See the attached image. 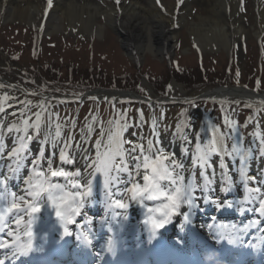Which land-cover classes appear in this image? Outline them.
<instances>
[{
  "label": "rangeland",
  "instance_id": "374dc122",
  "mask_svg": "<svg viewBox=\"0 0 264 264\" xmlns=\"http://www.w3.org/2000/svg\"><path fill=\"white\" fill-rule=\"evenodd\" d=\"M63 1L65 2V5L69 4V2L71 1L73 2V4L78 2V0ZM162 1L166 5L165 7H170V5L173 4L172 0ZM110 2L112 3V0H91L90 4H93L94 7L100 4L103 5L104 8H108L110 6H108L107 4H109ZM199 5L198 2H196L195 4L192 3L191 6H186L185 9L182 10L184 22L182 23V25L180 24L179 26L171 30L173 39H175L173 40V43H170L171 48H169V52L167 54L165 53L162 57L163 62H161V59L159 60L153 54L150 55L148 53L138 59L129 57V55L126 53L127 49L125 47L123 48L121 45L120 35H122V32L119 26L105 21V17L99 14L96 15L97 19L93 18L90 20V24H87V27L82 28L77 23H72L73 25L71 28L67 27L64 29H59L48 34L42 33L39 28L32 24L20 21L11 22L8 21V19L0 20V27H4V30L8 34L10 30H21V38L19 40L15 38V41L18 40V42L20 43L13 44V47L15 49L20 50L21 43H26V46L23 47L24 54L21 56L19 62H15L11 57L10 58L12 59V61L9 60L6 56V52L9 51L7 49V46H9L8 42L10 41V39H8V42H6L7 40L4 37H1L2 39L0 40V96H2L4 92H8L7 98L11 99L10 103L6 105V111L3 114H0V127L3 131L2 137L5 138L6 144L8 146L13 145V141L19 140L22 136L27 137V140L30 143V150L27 155L24 156L25 170H29L31 174V172H34L36 169L34 167V164H38L39 160H41V167L43 168L44 172H50L52 167H54L55 169L56 162L58 159H60L62 152L64 153L67 160H72V158L74 159L75 157H81L82 160V158H85V156L87 155L80 167V171L85 174V180H87L92 173L94 175V173L96 172V166L93 162L98 160L99 154H105L101 158L108 159L109 161H112V156L115 155V160L112 162L114 164H120V170L117 171L115 167H113L111 173L107 175V182L104 170L99 174L100 178L104 180L103 187H106L107 184H111L110 178L112 176H115L116 174H118V177H121L122 180L120 182H124L128 179H133V172H136V166L133 163L135 162V160H133L132 157H141L140 152L141 148H143L141 147L142 143L144 144L145 150L146 147L152 145L155 151L159 149V147H161V149H167L169 145L174 143L176 145L175 147L179 149L186 146L188 150L187 152L190 154L188 158L190 160V165L186 170H184V177H186V182L190 183V181H193L195 180V178L200 177L201 174H204L205 170H208V166L220 168V165L226 163V169L229 168L231 173H228L229 179L224 181L225 183L223 185V188L225 189L227 187L226 183L232 184L234 181H236L237 183V176L240 173L238 170V162L235 163V159L233 158L229 159V161H227L226 158L223 160L224 157L222 158L220 154L208 153L203 146L205 142L199 139V136L196 137L197 126L195 125L188 129L183 137L176 134L167 135L165 139L167 140L168 146H162L161 144L158 148H156L151 137L153 130L151 128H148L149 117L146 116L144 125L142 126V131L140 127H137V123H135L136 121H138V117H136V115L133 113H129L126 121L127 123L124 126L130 127V133L125 134V137L129 140L128 142L130 143L127 142L124 145L123 139H119L118 137L119 140L117 141L120 142L121 148L119 154H115L114 152L109 151V149L106 147L104 153L103 148L106 139L105 134H103L104 136L102 135V138H100L98 142L99 147L97 144V148H94L96 150V154L92 155V153L89 154L87 150H85L87 144L86 139H88L89 135V129L85 130V134H81L83 137L80 144L76 139L74 142L70 143L69 139L65 137L64 132H67V127L70 123V121L68 120L69 116H71L68 107L60 106L58 108V110H60V113L57 114L56 119L53 118L55 120V123L54 121L49 122L43 119V113H39V109L42 108V101L39 98L34 99L29 95L22 94V92H26L28 94L53 93V95H61L62 92H70L68 91L70 89L64 88V86L70 88L71 86L75 85V87H77L78 89L81 88L82 85H84L82 83H85L84 81L86 78H88V76L95 78L98 75H104V80L96 79L99 81L96 82L100 84H102V82L109 83V78L111 77L115 79L116 77L129 78L128 73L131 74V72H134V74L132 75H135V72H137L134 60H136V63L140 65L138 69H140V74L142 77H144V74L146 73L150 74L157 72L158 75L164 74L165 77L170 78L172 74L170 69L165 67V60L170 58L171 61L174 59L173 61L178 60L183 63L182 60L184 59L183 61L186 64H183L187 66L196 64L195 54L201 55L203 61L202 66L205 67L206 65L207 68H209L211 71L209 73H212L214 75L226 76L227 69L231 66L228 79H231L232 74H235L234 76L236 85H244V83H248V81H250L252 76H259L260 82L262 83L261 86H263L264 33L262 35L256 36L255 34L256 32H258V30H253V27H257L256 11L253 6L252 0H240L235 8L237 10L236 15L239 19H241L240 21L245 24V28L248 31V34L242 33L241 36L237 35L236 41L235 43H233V46L231 48H229L227 45H220V47L212 48L196 47V42H193L191 40V35L188 30L189 28L196 26L200 20H205L207 17L205 8ZM100 8L101 6H97V9ZM95 19L97 24L102 26L100 36H96L93 33L89 32L91 23H93ZM41 38L44 40L50 38L51 40H53V43L57 42L59 46L65 47V49H69L67 54L64 55V60L58 59L56 57L50 58L48 51L45 50L43 54L44 58L39 57V59H44L46 63L39 64L38 61L35 60V58L38 57V51L40 47L39 41L41 40ZM213 41H216V44L220 43L218 42V38H213ZM213 43L215 44V42ZM10 54L11 51L9 52V55ZM125 55L128 56L129 59H127ZM261 56H263L262 61H260ZM60 61H62L61 67L59 65ZM57 62L59 63L56 64ZM52 65L56 66L57 68L53 67ZM44 66L46 68H44ZM99 67H101L102 69H99L98 71ZM60 68H62V70H60ZM72 68L73 70L76 68L80 69V71L76 70V72H81L78 75L79 78L85 77L83 82H81L82 80L80 81L78 77L71 75L73 74V72H71ZM232 68L235 69V73L232 72ZM142 71H145L146 73H141ZM66 72L68 75H71V77L65 74ZM118 72H124L125 75L118 76L113 74ZM49 73L55 74L46 75ZM142 80L145 82V84L143 83V86L141 87L144 91L148 92V90L151 89L148 86V83H150L148 82L149 79L142 78ZM3 81L8 82L10 86L5 85ZM64 81L68 82L65 83ZM88 83H91V81H88ZM154 85H156V83ZM11 86H14V88H11ZM101 86L106 87L105 85ZM16 88H18V91L16 90ZM258 88H260V86ZM26 98H29L28 101H33L30 102L29 105L26 102L25 104L27 105V107H25L26 105L22 103L26 100ZM247 104L251 107L258 106L251 105L249 103ZM24 107L25 109H28L26 114L29 118L25 119L27 123L23 124V122H20L19 125V122H17L16 119H20L23 116L21 114L24 113L22 111ZM181 111L182 108L170 107L163 109V118L160 124V128L163 133L174 132L178 125H182V121L180 118ZM37 113L40 114L38 131L41 134L38 132L37 135L33 137V133L31 130L33 124L37 122V116L34 117V114ZM160 118L161 116H158L157 120H159ZM50 119L52 120V117ZM84 121L85 124H88V121H86L85 119ZM156 122H153L152 125H156ZM260 126H264L263 120L261 121ZM237 127L238 126L236 125L231 126V130L233 133H230V136L234 137L235 142L240 147L242 146L240 143V131ZM146 128L149 133L148 135ZM120 130L116 131V134H118ZM226 134L227 131L222 133V136L226 137ZM60 140H62L61 146H59ZM188 141H190L189 145ZM55 142H58V148L54 146ZM107 144L108 142L106 143V145ZM112 147L113 149H115L116 145L113 144ZM133 148H135L134 152L132 151ZM204 153H207L206 164L202 167L194 165L196 162L199 163L198 158ZM246 156L244 162L245 167L247 166L248 174L251 173L252 169H257V167L259 168V171H264V148L260 149V152H258L257 154L252 155L253 158L248 155ZM50 162L51 167H49ZM90 165L92 166L90 167ZM125 165H127V167H125ZM235 166L236 177L233 176V172H235ZM68 171L72 172L73 168H70ZM129 172H131L132 178L129 176ZM257 177L258 176L254 177L255 180ZM95 178H97V175H94L92 180H95ZM129 185L130 184H128L123 191L127 192V187ZM195 188L197 191L199 190L198 182ZM261 188L264 189L262 185Z\"/></svg>",
  "mask_w": 264,
  "mask_h": 264
},
{
  "label": "bare ground",
  "instance_id": "6f19581e",
  "mask_svg": "<svg viewBox=\"0 0 264 264\" xmlns=\"http://www.w3.org/2000/svg\"><path fill=\"white\" fill-rule=\"evenodd\" d=\"M239 1L179 0L178 2V0H172L173 4L170 7H165L166 5L162 0H159V3L157 0H119V3L117 0H112V3L107 4L110 7L104 8L103 5L98 4L97 6H101V8L97 9V6L94 7L93 4H90L91 0H78L75 4L71 1L66 5L63 0H52L53 6L51 8H48V0H0V20L8 19L11 22L20 21L32 24L39 28L42 33L48 34L59 29L71 28L74 23H77L82 28L87 27V24H90V20L93 18L97 19L96 15L99 14L105 17V21L119 26L122 32V35H120L121 45L127 49V54L138 59L148 53L162 60L164 54H167L169 48H171L170 43H173L175 39H173L171 30L180 24L182 25L184 22L182 10L186 6H191L192 3L195 4L196 2L205 8V13L207 14L205 20H200L196 26L188 30L191 35V40L196 42V47L212 48L227 45L231 48L236 41L237 35L241 36L242 33L248 34L245 24L236 15L237 10L235 8ZM252 3L256 11L257 27H253V30H258L255 34L258 36L264 33V0H252ZM46 9L47 12L45 11ZM96 19L91 23L89 32L100 36L102 26L97 24ZM213 38H218V42L220 43L216 44ZM211 96L206 97H210L209 100L222 98L233 103L242 101L264 105V95H255L243 88L218 90L213 97ZM171 98H174V96L171 95ZM4 106L0 105V108ZM173 152L174 150L169 149L167 155L173 157ZM180 154L181 160H187L189 158V153L186 152V149ZM175 159H167L166 164L168 163L167 165H169V161ZM11 163L12 161L8 162V164L6 163V166H9ZM22 169L23 165L20 163L14 171V176L17 179L23 177L24 173ZM59 169L66 171L67 166L61 164ZM164 171L165 168L163 169ZM254 172L259 173L256 170ZM144 175V165H141L136 176L142 181ZM223 178L224 174L222 169L211 168L202 179L208 186L216 187L221 184ZM31 180L32 178L26 182H19L21 188V190L19 188V195L21 200L24 199L25 193L30 191L28 186ZM79 180H85V176L69 175L55 177L54 179L49 176L47 181L48 184L49 182L59 183L63 187V193L61 195L66 200L69 197H74L71 193L77 191L81 193L80 198L83 197V184ZM261 180L264 181V177ZM16 181L13 180V183H16ZM48 184H46L47 187ZM74 184H78L79 187L74 188ZM262 184L264 185V182ZM32 185L33 183L30 187ZM145 186H147V183H145ZM210 186L208 187V191L211 190ZM89 199L99 200L92 193ZM143 199L137 197L136 203H140ZM53 201L58 202V199L55 198ZM163 203L166 202L162 201V198L161 201L154 202V206L149 209L146 215L143 213L142 217L148 219L153 216L155 209ZM62 204L63 202L59 203V205Z\"/></svg>",
  "mask_w": 264,
  "mask_h": 264
},
{
  "label": "snow or ice",
  "instance_id": "6c2138e0",
  "mask_svg": "<svg viewBox=\"0 0 264 264\" xmlns=\"http://www.w3.org/2000/svg\"><path fill=\"white\" fill-rule=\"evenodd\" d=\"M117 2L119 3V0H117ZM157 2L159 3V0H157ZM178 2H179V0H178ZM52 6H53L52 0H48V8H51ZM45 11L47 12V9ZM169 87H171V86H169ZM189 103H191V101H189ZM2 110L3 109L0 108V111H2ZM36 116H37V124L35 125V127L39 128L40 114L37 113ZM25 123H27V121H25ZM213 131L216 132L218 130L213 129ZM117 135L118 134H110L109 143L107 145H105V147L108 148L109 151L114 152L115 154H119V152L121 151L120 142H118L116 139ZM218 143H219V138H217V140L213 141L214 145H216ZM113 144L116 145L115 149H113V147H112ZM98 147H99V143H98ZM132 151L134 152L135 148H133ZM145 151L147 153H152L153 146L150 145L147 150L141 148V155H143V157H144V168L147 170L149 167H152L151 180H150L149 175L145 174L143 176L144 181H146V182L150 181V186L143 189L142 192H135L133 198H136L137 195H142V194L144 195V198L150 199V200H155V199H159L160 197H163V199L167 201V203L162 204V208L165 210L163 212V219H161L159 222L152 221V223L155 227H162L163 224L167 221V218L170 215H172L175 210H178L182 203H191L192 186L190 183L185 185L183 183L184 177L180 174V172L176 171V169H182L183 168L182 164L177 163L175 160H170L169 162L172 165L171 170L170 171L166 170L164 172V174L161 175L159 173V169L157 167H153L152 165H150L148 163V161L151 160V156L145 155ZM156 153H157L156 160H159L160 159L159 149L156 150ZM104 155L105 154H99L98 160L93 162V163L96 166L97 172H100L101 169L104 170L105 175H106V182H107V175L109 173H111L112 168L115 167V169L117 171H119L120 170V164H114L112 162L115 160V155L112 156V161H109L108 159L101 158ZM206 158H207V153H204L198 159L203 162L206 160ZM60 159L62 162H64L66 160V157H65L63 152L61 153ZM132 159L138 160L139 157L133 156ZM165 159H169V158H165ZM69 162H71V161H69ZM17 166H18V164H17ZM91 166L92 165H90V167ZM34 167L36 169H40L39 164H34ZM49 167H51V162L49 163ZM125 167H127V165H125ZM136 167H137V169H139L140 165L137 164ZM69 175L79 176L80 172L76 171L75 173H71V172H67L64 170L51 171L52 177H65V176H69ZM37 176H38V178H41V177L43 178L40 180V184L36 185V187L41 188V191L40 192L30 191L28 193V195L32 196L33 198H38L40 200H42L44 198V195H46V197L49 201L54 200V198H59L61 200V202L64 203V207H63V209H61L59 204H54L53 207L55 209V215L61 219H66L67 217L72 215L73 212L75 211V209L72 208V204L77 203L76 198H79L81 196V193L78 191L75 193H71V195L74 196L73 201L71 203L66 202L64 200V196L61 195V193H63V187L59 183H50L49 182L48 187L44 188L43 184H44L45 180L47 179L46 174L42 170H40L37 172ZM129 176L131 177V172H129ZM161 180H168V183L171 185V187L166 188L164 185H162L160 183ZM73 187L78 188L79 185L74 184ZM133 187H134V189L138 188V185L134 184ZM251 191L256 196L264 195V193H261V190L258 188L252 189ZM90 192H91V182H89V184H88V192L83 193V195L87 196L90 194ZM42 193L44 195H42ZM13 195L15 196L14 193H13ZM0 199H3V193H0ZM24 203L28 204V201L25 199ZM116 204L120 208L125 207V205L123 203H121L119 200L116 201ZM11 207L16 209L19 207V205L13 203L11 205ZM29 207L31 208L32 213H39L41 211V205L39 203H37L35 206L29 205ZM257 211L264 214V200L260 201V208L257 209ZM19 222H20L19 220L16 221V223H19ZM68 223H71V221L68 220ZM10 235H11V233H10ZM28 235L30 236L31 233L29 232ZM65 235H68L67 230H65ZM3 247H5V245L3 243H0V248H3ZM30 249H31L30 243L27 247L21 246L20 247V254L26 255ZM0 264H4V261L0 260Z\"/></svg>",
  "mask_w": 264,
  "mask_h": 264
},
{
  "label": "trees",
  "instance_id": "16d2710c",
  "mask_svg": "<svg viewBox=\"0 0 264 264\" xmlns=\"http://www.w3.org/2000/svg\"><path fill=\"white\" fill-rule=\"evenodd\" d=\"M79 73H81V72H77V73L75 72V76L78 77V79L80 81L82 80L81 82H83L85 77H80L79 78V76H78ZM172 75L176 78V80L178 82L183 83L184 85L185 84L186 85L187 84L194 85V84H196L194 82L204 81V83H205V82H209L210 81V80H207L206 76H204V73L202 72V69L200 68V66H198L197 63L196 64H192V65H187V66L184 65V69L180 70V72L173 70ZM96 79H103L104 80L105 78H104L103 75H100V76L98 75L95 78L88 76V78H86L85 81H84L85 83H82V84H84L83 86H86V87H93V86H97V85L109 84V85H111V86H113L115 88H127V86L130 85V81L127 78H117L116 77V79H115V78L111 77L110 80H109V83L102 82V84L97 83L99 81L96 80ZM135 80H136V77L134 76L132 83H134ZM88 81H91V83H88ZM158 82H160V81H158V79H157L156 83H158ZM157 86H158V84H157Z\"/></svg>",
  "mask_w": 264,
  "mask_h": 264
}]
</instances>
